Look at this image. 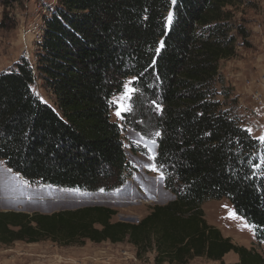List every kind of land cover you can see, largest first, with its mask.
Returning <instances> with one entry per match:
<instances>
[{
    "label": "trees",
    "instance_id": "trees-1",
    "mask_svg": "<svg viewBox=\"0 0 264 264\" xmlns=\"http://www.w3.org/2000/svg\"><path fill=\"white\" fill-rule=\"evenodd\" d=\"M247 0H57L43 18L36 57L0 72V159L29 181L112 191L132 166L113 98L135 90L128 126L158 141L155 163L174 194L138 223L102 205L53 213L0 210V245L128 241L156 263L264 264V256L208 223L202 204L228 198L264 240V144L243 125L220 63L249 30ZM171 14V22L168 17ZM41 86L53 96L44 101ZM159 133V135H157Z\"/></svg>",
    "mask_w": 264,
    "mask_h": 264
},
{
    "label": "rangeland",
    "instance_id": "rangeland-1",
    "mask_svg": "<svg viewBox=\"0 0 264 264\" xmlns=\"http://www.w3.org/2000/svg\"><path fill=\"white\" fill-rule=\"evenodd\" d=\"M56 3L57 0H0V72L13 67L22 57L34 60L41 41L43 18ZM235 13V20L249 30L250 37L247 42L239 38L237 54L221 61L220 72L225 88L232 91L229 100L235 99L237 115L243 125L260 139L264 137V0H247ZM131 80L128 79L125 84L130 88ZM32 87L41 99L53 103V96L41 86L40 81ZM125 91L124 88L123 92L114 96L112 110L113 120L121 125L132 166V173L123 186L112 191H86L32 182L12 171L0 159V210L53 213L102 205L116 210L114 221L138 223L155 205L174 199L155 163L158 141L127 124L126 114L131 110L133 92L129 99L122 100L130 110L121 111L119 116L116 114ZM261 142L264 144V140ZM202 208L208 223L219 228L225 237L264 256V240L257 238L255 227L237 213L228 198L207 200ZM156 256L154 248L138 256L135 246L128 241L95 243L85 240L62 245L47 239L36 243L15 241L0 245V264H157ZM224 260L236 264L240 257L231 251ZM187 264L219 262L196 257Z\"/></svg>",
    "mask_w": 264,
    "mask_h": 264
},
{
    "label": "snow or ice",
    "instance_id": "snow-or-ice-1",
    "mask_svg": "<svg viewBox=\"0 0 264 264\" xmlns=\"http://www.w3.org/2000/svg\"><path fill=\"white\" fill-rule=\"evenodd\" d=\"M171 18H172V17H171V14H169V17H168L169 22H171ZM124 87H125V90H126V91H125L124 96L121 98L120 108H119V110H118L117 113H116L117 116L120 115L121 111H129V110H130L129 106H126V105H124V104L122 103V100H124V99H129L131 93L135 91L134 89L130 88L128 85H125ZM157 135H159V133H157ZM260 139H261V140H264V137H260ZM230 215H233V216H234L235 213H230Z\"/></svg>",
    "mask_w": 264,
    "mask_h": 264
},
{
    "label": "built area",
    "instance_id": "built-area-1",
    "mask_svg": "<svg viewBox=\"0 0 264 264\" xmlns=\"http://www.w3.org/2000/svg\"><path fill=\"white\" fill-rule=\"evenodd\" d=\"M41 39H42V36H41ZM263 50H264V43H263ZM28 59V58H27ZM31 61V60H30Z\"/></svg>",
    "mask_w": 264,
    "mask_h": 264
},
{
    "label": "water",
    "instance_id": "water-1",
    "mask_svg": "<svg viewBox=\"0 0 264 264\" xmlns=\"http://www.w3.org/2000/svg\"><path fill=\"white\" fill-rule=\"evenodd\" d=\"M23 178V176H21Z\"/></svg>",
    "mask_w": 264,
    "mask_h": 264
}]
</instances>
